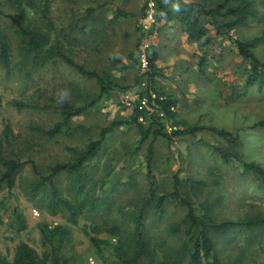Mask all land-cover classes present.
<instances>
[{
	"label": "rangeland",
	"instance_id": "rangeland-1",
	"mask_svg": "<svg viewBox=\"0 0 264 264\" xmlns=\"http://www.w3.org/2000/svg\"><path fill=\"white\" fill-rule=\"evenodd\" d=\"M146 1L48 0L45 3V0H35L34 8L27 10L25 23L31 21L42 27L50 34L49 46L60 47L75 63L53 56L46 63L35 65L31 57L25 58L18 49L19 39L10 18L18 16V10L11 0H0V30L9 35L12 45L9 66L0 56V155L24 162L15 186L0 189V201L5 202L0 210L4 220L0 226V248L9 259L13 258L21 240L43 252L45 247L38 223L46 222L69 229L61 263L66 259L65 264H119L114 249H96L92 237L108 239L116 245L117 238L113 239L107 230L117 225L123 231V239L127 238L133 225L132 217L149 197L150 184H156L158 195L171 193L175 189L176 174L179 178L176 189L180 195L191 201L198 212L210 214L216 222L264 218V183L241 163L225 161L216 150L219 147L238 152L244 162L254 161L264 167V126L253 127L255 122L264 120V87L257 84L246 87L249 65L235 43L264 32V0H253L252 8L258 11L257 16L250 17L246 24L223 30L220 35L212 18H206L212 37L208 45L203 41L182 39V28L175 26L163 27L164 33L159 37L161 22L154 26L153 33L146 30L142 12ZM185 1L201 2L212 8L222 0ZM118 12L131 15L114 18ZM169 22L165 23L169 25ZM146 41L150 47L144 49ZM137 44L141 51H158L161 75H157V81L150 83V87L157 86L175 100L177 118L186 123L182 128L199 124L226 129L238 136V143L233 144L213 130L203 129L197 134H183L171 140L164 136L151 137L140 144L137 126L123 124L106 136L89 166L85 188L95 189L92 199L103 194L108 196L111 208L96 213L85 211L75 223L71 222L66 209L58 208L55 213L48 209V188L37 195L31 194L32 183L39 180L34 165L46 175L51 166L71 160L70 148L83 149L97 139L114 118L130 117L132 111L123 102L122 93L140 87L137 79L142 72L141 63L139 61L138 68L125 69L112 59L128 63L127 54L134 51ZM255 51L264 60V39ZM76 65L111 77L117 87L110 95L100 98L87 114L73 117L58 135L44 134L38 129H50L63 119L61 101L79 106L99 95L97 78L84 75ZM64 90L69 93L66 98L61 95ZM15 101L37 107L19 108ZM164 122L169 131L172 121ZM150 145L152 160L149 163ZM71 181L69 174H61L56 179L63 197L75 201L77 194ZM102 181H105L103 185ZM197 181L203 184H192ZM204 204L212 206L205 211L201 207ZM16 208L26 220L25 230H18L15 224ZM187 210L177 199H167L160 215L156 214L154 206L148 207L146 235L154 258L141 264H158L171 249L188 253L186 226L173 230ZM214 239L217 255L223 262L264 264V227L214 233ZM208 261L204 259V264H209Z\"/></svg>",
	"mask_w": 264,
	"mask_h": 264
},
{
	"label": "trees",
	"instance_id": "trees-1",
	"mask_svg": "<svg viewBox=\"0 0 264 264\" xmlns=\"http://www.w3.org/2000/svg\"><path fill=\"white\" fill-rule=\"evenodd\" d=\"M13 5L18 10V16L11 15L10 18L15 25V32L18 36L19 43L18 49L25 57H31L32 62L36 64H44L48 59L53 56L64 59L66 62L74 64L71 58L58 46L50 45V34L44 31L42 27L33 24L31 21L25 23L24 19L28 18V8L33 9L35 6V0H11ZM156 4V19L157 22L161 21H176L182 28V31L187 34L188 40L191 42L203 41L205 45H208L212 41V37L209 34L210 29L208 27L206 18H212L213 25L218 35L222 34L223 30H231L238 26V24H246L250 17L257 16L258 11L252 8L253 0H222L216 6L207 8L204 3L196 1L185 0H154ZM147 2L144 5L142 12L146 11ZM239 2V4H238ZM48 3V0H45ZM180 5L179 12L175 11L173 5ZM231 3H237L235 6H231ZM1 10V9H0ZM1 12V11H0ZM121 15L129 16L130 13L118 12L114 18ZM224 17H231L229 21H223ZM156 26V25H155ZM154 27L150 30L154 32ZM264 39V32L257 37L249 40H236V46L239 54L245 61L248 62L249 70L247 72L246 87L258 85L260 88L264 87V60L259 58L256 54V48ZM139 44L136 45L134 51L127 54V62H122L119 59L113 58L114 63H118L121 68L135 69L140 67V56L142 51L139 49ZM0 49L1 60L9 66L12 58V45L8 34L0 30ZM159 59V53L157 50H153L148 53L149 69L141 70L142 72L138 76V83L141 85L146 82V88H151L150 83L153 84L157 81V75H161V68L157 65ZM81 73L89 77H96L100 85L99 95L82 105H72L68 101L63 100L60 103L61 113L63 119L57 122L54 127L50 129H38L44 134L49 136H56L62 132L65 126L70 124V121L75 116H82L88 113V111L99 101L103 96L110 95L113 88L117 87V82L111 77H104L96 71L85 70L80 65H76ZM140 70V69H139ZM145 87V86H144ZM152 89L156 90L160 95L166 98L160 102L162 109L166 112V120L172 121L171 124L177 126L176 129L168 131L164 122V119L158 116L147 117L144 111L134 108L130 117L114 118L110 124L105 126L99 137L89 142L83 149L70 148L72 152V158L67 162H58L49 169L48 174H43L36 165L34 170L39 180L34 181L30 188L32 195H37L46 188L49 190L50 199L47 201L46 206L53 213L58 208L66 209L70 213L71 222H76L80 214L85 211L90 213L99 212L102 209L111 208V203L108 196L104 194L101 197L91 198V193L94 188L86 189V181L89 175V166L96 158L100 149L103 146V142L106 136L112 132L115 128L123 124H134L137 126L140 134L139 143H145L149 138L156 139L159 136H164L171 140L176 136L183 134H197L198 131L203 129H210L224 137L227 141L237 144L238 136L234 135L231 131L226 129H217L215 127L206 125H185V121L179 120L177 114L172 113L169 107L175 104V100L168 96L166 93L153 86ZM14 104L19 108L25 107H37L36 105H30L27 103L15 101ZM1 107V98H0ZM145 114L147 121H139V117ZM264 120H260L253 124L254 128L263 127ZM217 152L225 161H234L241 163L246 171L255 173L259 179L264 183V167L257 162H244L242 156L235 151H229L216 147ZM148 160L149 163L152 160V145L148 147ZM24 165L17 159L8 158L0 155V189L6 186L12 189L15 186L17 175ZM150 165V164H149ZM61 174H69L72 176V185L76 191L77 199L71 201L64 198L61 190L58 187L56 179ZM151 177V173H148ZM105 181H102V185ZM193 185L200 186L202 181L193 182ZM179 186L178 174L175 175V189L171 193L158 195L156 190V184H150L149 197L138 208L132 217V227L128 232V237L123 239V231L117 225L111 226L107 231L113 237L118 240L115 245L108 239H100L98 237H92L91 242L96 249H103L112 247L115 257L120 262L119 264H141L145 260H153L154 251L151 247L150 241L146 235V215L147 209L150 206H154L156 214L160 215L164 212V205L167 199H177L182 204L187 206L188 210L186 216L182 219L181 223L174 225L173 230L177 231L182 225L186 226L185 235L188 237L186 246H189L188 253L180 250L171 249L165 252L162 259L158 261V264H181L186 261L185 264H204V259H208L209 264H236L233 262H223L217 255L215 247L214 233H228L234 229H255L258 227H264V218L256 217L243 220H228L222 222H216L212 219L208 213L198 212V208L187 198L182 197L179 191L176 189ZM5 206V202L0 201V210ZM212 204H204L201 207L204 210H209ZM15 224L18 230H25L27 228L26 220L23 217L22 212L15 209ZM4 224L2 214L0 212V226ZM38 229L41 234L44 251L39 252L29 242L21 240L15 247V252L12 259H9L0 248V264H65L68 260H64L61 263V251L68 240L69 229L64 225L51 226L46 222L38 223Z\"/></svg>",
	"mask_w": 264,
	"mask_h": 264
},
{
	"label": "built area",
	"instance_id": "built-area-1",
	"mask_svg": "<svg viewBox=\"0 0 264 264\" xmlns=\"http://www.w3.org/2000/svg\"><path fill=\"white\" fill-rule=\"evenodd\" d=\"M147 8L144 14L145 18V24L144 28L146 30H151L152 27L157 25V19H156V4L154 0H147ZM144 49L149 48L150 44L148 41L144 43ZM142 50L141 56H140V63L141 68L143 70H148L149 68V61H148V52L146 50ZM140 87L137 89H130L126 90L122 93V99L123 102L128 106V108L133 111L134 108H138L141 111H144L147 115V117L151 118L152 116H158L164 121L166 120V112L164 109H162L160 102L164 100L166 97L163 95H160L156 90L152 88H146V82H143V84H139ZM145 86V87H144ZM142 87V88H141ZM170 111L172 113H175L177 111L176 104H172L169 107ZM145 114H142L139 117V121L146 122ZM169 121V120H168ZM169 131L172 129H176L177 126L174 124H169L168 126Z\"/></svg>",
	"mask_w": 264,
	"mask_h": 264
},
{
	"label": "crops",
	"instance_id": "crops-1",
	"mask_svg": "<svg viewBox=\"0 0 264 264\" xmlns=\"http://www.w3.org/2000/svg\"><path fill=\"white\" fill-rule=\"evenodd\" d=\"M175 21V20H174ZM166 22V21H165ZM165 22H163V21H161V23H160V27H159V32H158V34H159V37H161L162 36V34L164 33V29H163V27H167V28H172V27H181L177 22H174V23H171V21L169 22V21H167V22H169L168 24L169 25H167ZM158 24V23H157ZM165 24V25H164ZM181 32L182 33H184L183 31H182V29H181ZM185 34V35H184ZM184 34H182V39H185V38H188L187 37V34L186 33H184ZM184 41V40H183ZM181 56H183V55H181ZM177 58H180V55H179V57H177ZM158 62H159V59L157 60V64H158ZM158 66H162L161 64H158Z\"/></svg>",
	"mask_w": 264,
	"mask_h": 264
},
{
	"label": "clouds",
	"instance_id": "clouds-1",
	"mask_svg": "<svg viewBox=\"0 0 264 264\" xmlns=\"http://www.w3.org/2000/svg\"><path fill=\"white\" fill-rule=\"evenodd\" d=\"M173 8H174L175 11L179 12V10H180V5L177 3V4L173 5ZM68 94H69V93L67 92V90H64V91L61 93L62 97H64V98H66V97L68 96Z\"/></svg>",
	"mask_w": 264,
	"mask_h": 264
}]
</instances>
